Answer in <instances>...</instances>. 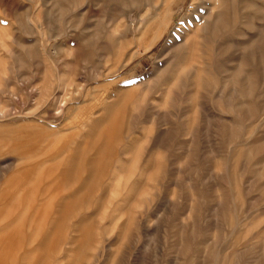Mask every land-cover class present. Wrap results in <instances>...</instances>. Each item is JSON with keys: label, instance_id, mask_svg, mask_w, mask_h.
Masks as SVG:
<instances>
[{"label": "rangeland", "instance_id": "374dc122", "mask_svg": "<svg viewBox=\"0 0 264 264\" xmlns=\"http://www.w3.org/2000/svg\"><path fill=\"white\" fill-rule=\"evenodd\" d=\"M0 149V264H264V0H0Z\"/></svg>", "mask_w": 264, "mask_h": 264}, {"label": "bare ground", "instance_id": "6f19581e", "mask_svg": "<svg viewBox=\"0 0 264 264\" xmlns=\"http://www.w3.org/2000/svg\"><path fill=\"white\" fill-rule=\"evenodd\" d=\"M185 2V1H184ZM168 3V2H167ZM165 4V3H164ZM241 4V3H240ZM168 5V4H167ZM164 8V7H163ZM170 10V9H169ZM167 11H168V9H167ZM171 15V14H170ZM168 17V16H167ZM192 17V16H191ZM190 17V18H191ZM240 16H238V18H239ZM183 18V17H182ZM181 18V19H182ZM161 19V18H160ZM188 20H190V19H188ZM193 20V19H192ZM217 20V19H216ZM162 21V24H163V20H161ZM165 21V20H164ZM194 21V23H195V20H193ZM187 22V21H186ZM207 23V22H206ZM161 24V23H160ZM162 24H161V26H162ZM181 24V23H180ZM186 24H188V22L186 23ZM164 25V24H163ZM167 25V24H166ZM169 25V24H168ZM210 25H211V21H210ZM171 26H173V25H171ZM179 26V25H178ZM153 27V26H152ZM210 27V26H209ZM159 28V27H158ZM173 28H175V27H173ZM179 28V27H178ZM196 28V27H195ZM238 28H241V27H238ZM165 29V28H164ZM171 29V28H170ZM200 29V28H199ZM160 30V29H159ZM161 30H163V29H161ZM172 30H174V29H172ZM181 30V29H180ZM203 30V29H202ZM235 30H237V29H235ZM166 31H167V29H166ZM176 31V30H175ZM240 31V30H239ZM164 32V31H163ZM236 32V31H235ZM238 32V31H237ZM166 33V32H165ZM169 34V33H168ZM170 34H173V35H171L170 36V38H172V36L174 37V32L173 31H171L170 32ZM235 34V33H234ZM163 35V34H162ZM166 35H167V33H166ZM168 36V35H167ZM180 36V35H179ZM164 37H166V36H164ZM160 38V37H159ZM168 38V37H167ZM239 38V37H238ZM169 39V38H168ZM183 39V38H182ZM186 39V38H185ZM196 39V38H195ZM165 40V39H164ZM171 40V39H170ZM170 40H168V41H170ZM211 40V39H210ZM216 40H217V35L216 34H214L213 35V40H212V44L214 45V43L216 42ZM181 41H183V40H181L180 39V42ZM185 41V40H184ZM219 41V40H218ZM162 42V41H161ZM165 42V41H164ZM172 42H173V39H172ZM184 43V42H183ZM217 43V42H216ZM237 42H236V40H235V44H236ZM239 44V43H238ZM250 44V43H249ZM167 45V44H166ZM174 45V44H173ZM176 45V44H175ZM174 45V46H175ZM172 47V49H173V46H170V48ZM169 48V47H168ZM216 48V47H215ZM237 49V48H236ZM238 51H240V49L238 50ZM215 52V51H214ZM237 52V51H236ZM176 53V52H175ZM220 53H221V51H220ZM215 54V53H214ZM236 56V55H235ZM236 59H237V56H236ZM165 67H167V66H165ZM224 67V66H223ZM214 70V69H213ZM39 89V88H38ZM37 89V90H38ZM37 92V91H36ZM35 98V97H34ZM31 103V102H30ZM46 104H47V102H46ZM46 106V105H45ZM44 119V118H43ZM42 129V128H41ZM29 131H32V129L31 130H29ZM30 134V133H29ZM46 138H44L43 140H45ZM48 140V139H47ZM33 144V143H32ZM26 145H24L23 147H25ZM40 146V145H39ZM38 146V147H39ZM22 147V148H23ZM27 147V146H26ZM25 147V148H26ZM29 147V146H28ZM42 147V146H41ZM21 148V149H22ZM37 148V147H36ZM65 148V147H64ZM16 150H17V148H15ZM41 149V148H40ZM18 150H20L19 148H18ZM35 150V149H34ZM0 151H1V149H0ZM17 152V154H19L20 152L19 151H16ZM2 153V152H1ZM22 153H24V152H22ZM36 154V155H35ZM24 157H29L30 156V158H31V156H32V158L34 157V155L35 156H37V152L36 153H34L31 149L30 150H28V151H26L24 154ZM22 155V156H23ZM1 156V155H0ZM15 156V155H14ZM22 156H21V158H22ZM45 156V155H44ZM23 157V158H24ZM31 158V159H32ZM41 158V157H40ZM25 159H27V158H25ZM31 160H29V162H30ZM40 161V160H39ZM28 162V163H29ZM37 162H38V160H37ZM24 163V162H23ZM22 163V164H23ZM36 163V162H35ZM46 163V162H45ZM5 164V167H7V169H5V171L7 172V171H9V170H11L12 168H16V164L14 163V161H10V162H6V163H4ZM21 164V165H22ZM39 164V163H38ZM4 166V165H3ZM40 166H42V165H40ZM44 166V165H43ZM20 167V166H19ZM23 168L22 169H24L22 172H23V177L22 176H20L19 177V184H17L18 185V187L16 188V190L14 191H10V187H11V185H10V183H13L12 181H9V185H8V187H7V192L6 193H4V194H2V196H1V199H0V218L2 217L3 218V214H4V212H5V210H7L6 208L11 204V203H9V200L12 202L13 201V199L12 198H14L13 196H18L19 197V199H21L20 200V204H18V203H16V205H15V207L17 206V204H18V206L15 208V212L13 211L12 213L13 214H18V212H22V210H23V207L25 208L27 205V208H25V209H28L27 210V212H23V213H21L22 214V216H23V218H22V220H25V217H26V215L27 214H29V212L31 213L32 212V210H33V214H32V216L34 217V218H38L40 215H42V214H40V212L42 211V209H40V210H38V212L36 211V206H38V205H36V202L38 201L37 200V198H32L31 200L32 201H23V199H25L26 197H27V195L29 196V194H27V191L29 190V189H27L28 187V185H29V183H27V177L28 176H30L31 174H33V171H34V169H35V167H36V164H34V163H29V164H27V165H25V163H24V165L22 166ZM15 168H14V170H15ZM21 168V167H20ZM4 169V168H3ZM18 169V167L16 168V170ZM40 169V168H39ZM15 170V173L17 172V173H19V172H21L20 170H18V171H16ZM37 172V171H36ZM35 173V172H34ZM9 174H11V173H9ZM21 174V173H20ZM35 176V175H34ZM31 177V176H30ZM30 177L28 178V180L30 179ZM9 178V177H8ZM32 178H33V176H32ZM32 180V179H31ZM30 181V180H29ZM28 181V182H29ZM78 181V180H77ZM31 182V181H30ZM81 185V184H80ZM23 187V188H22ZM19 188V189H18ZM1 189V188H0ZM2 190V189H1ZM34 192V191H33ZM38 195V194H37ZM48 196V195H47ZM18 197H17V200L19 201V199H18ZM33 197V196H32ZM34 197H35V195H34ZM48 198V197H47ZM27 199H30V198H27ZM14 201H16V199L14 200ZM45 201H47V200H44V202ZM49 202V201H48ZM233 203V202H232ZM27 204V205H26ZM20 205V206H19ZM41 206V205H40ZM45 206H46V203H45ZM44 206V207H45ZM46 208H48V207H46ZM24 209V210H25ZM10 210V209H9ZM34 210L36 211L35 213H34ZM43 210H44V208H43ZM237 210V209H236ZM11 212V211H10ZM11 213V214H12ZM47 213H48V211H47ZM11 214L9 213V214H7V218L8 217H10L11 216ZM17 216H21L20 215V213L17 215ZM28 217V216H27ZM238 218V217H237ZM6 220V219H5ZM5 220H3V222H2V224H4V221ZM11 220V219H10ZM14 220V219H13ZM7 222V221H6ZM11 222V221H10ZM15 222V221H14ZM18 221H16V223H17ZM36 222V221H35ZM16 223H14V224H16ZM1 224V225H2ZM24 224H25V222H24ZM7 225V224H6ZM9 226V225H8ZM11 226V225H10ZM14 226V225H13ZM28 227H29V225H28ZM27 227V228H28ZM3 228V227H2ZM9 228V227H8ZM8 228H6V229H8ZM11 228V227H10ZM4 229H5V227H4ZM6 229H5V231H4V233H2L1 235H0V247H2V251H3V255H6V250H13L14 248H15V246H13L14 245V243L16 242V239H18V237L22 234V230H19L18 228H14L13 229V231H6ZM3 232V231H2ZM19 232V233H18ZM33 237V236H32ZM24 238V237H23ZM24 247V246H23ZM21 249V248H20ZM8 253V252H7ZM12 252H9V254H11ZM1 254V253H0ZM7 257V256H6Z\"/></svg>", "mask_w": 264, "mask_h": 264}]
</instances>
